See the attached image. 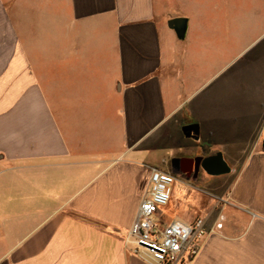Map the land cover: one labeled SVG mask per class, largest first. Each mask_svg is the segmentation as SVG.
<instances>
[{"label": "crops", "instance_id": "obj_1", "mask_svg": "<svg viewBox=\"0 0 264 264\" xmlns=\"http://www.w3.org/2000/svg\"><path fill=\"white\" fill-rule=\"evenodd\" d=\"M182 151L230 169L175 174L164 222L212 231L182 264H264V0H0V264H150L126 238Z\"/></svg>", "mask_w": 264, "mask_h": 264}, {"label": "built area", "instance_id": "obj_2", "mask_svg": "<svg viewBox=\"0 0 264 264\" xmlns=\"http://www.w3.org/2000/svg\"><path fill=\"white\" fill-rule=\"evenodd\" d=\"M177 181L172 173L151 171L149 192L126 238L127 246L150 264L191 263L200 252V241L212 233L206 229L204 219L191 225L182 221L164 222L162 209L170 204ZM217 228L221 229L222 224Z\"/></svg>", "mask_w": 264, "mask_h": 264}, {"label": "water", "instance_id": "obj_3", "mask_svg": "<svg viewBox=\"0 0 264 264\" xmlns=\"http://www.w3.org/2000/svg\"><path fill=\"white\" fill-rule=\"evenodd\" d=\"M168 25L171 30L176 32L180 40L186 38L188 30V21L186 19H172L169 21ZM183 132L187 138L198 139L200 128L198 125L193 124L184 127ZM173 166L178 167L180 174L186 176L190 180H197L201 171L211 176H221L230 172L221 154L206 159L200 157L194 159H176L173 161Z\"/></svg>", "mask_w": 264, "mask_h": 264}, {"label": "rangeland", "instance_id": "obj_4", "mask_svg": "<svg viewBox=\"0 0 264 264\" xmlns=\"http://www.w3.org/2000/svg\"><path fill=\"white\" fill-rule=\"evenodd\" d=\"M178 155H179L178 158H181V159H185V158L191 159L193 157V154L185 153L183 151L181 153H179ZM167 167H168V169L171 167V162L166 164L160 170L163 171V172L170 173L167 170ZM175 176H177V175H175ZM9 178L10 177H6L5 179H0V186L5 188L6 183L8 182V184H9V186L7 188H5V189H9V190H7V191L5 190L4 193L1 192V195H0V199H1L0 203H5L6 205H8V203H9L8 200L9 199H16V196L14 195L13 180L9 179ZM177 180L178 181H177V183L174 186V188H175L174 196L172 197V203H171L172 204V208H173V206L175 208L176 202L179 203V202L184 201V196L181 194L180 189L186 187L185 184H184V182H186V178L183 177V176H177ZM220 182H221L220 178H213V177H209V176L206 175L205 177H201L200 178L199 185L203 186V188H208V187H210V186H212L214 184H219ZM175 213H176L175 215H179V212L176 211ZM3 215H4L3 212H0V219L3 218L2 217ZM171 216L173 217L174 213H171Z\"/></svg>", "mask_w": 264, "mask_h": 264}, {"label": "flooded vegetation", "instance_id": "obj_5", "mask_svg": "<svg viewBox=\"0 0 264 264\" xmlns=\"http://www.w3.org/2000/svg\"><path fill=\"white\" fill-rule=\"evenodd\" d=\"M173 167H174V166H173ZM173 171H174V174L181 175V174H180V170H179L178 167H174Z\"/></svg>", "mask_w": 264, "mask_h": 264}]
</instances>
